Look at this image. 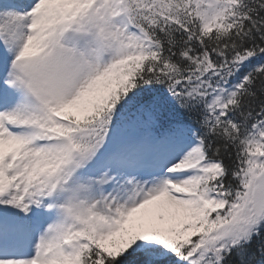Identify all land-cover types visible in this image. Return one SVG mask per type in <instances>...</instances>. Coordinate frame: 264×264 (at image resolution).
I'll use <instances>...</instances> for the list:
<instances>
[{
  "label": "snow or ice",
  "instance_id": "1",
  "mask_svg": "<svg viewBox=\"0 0 264 264\" xmlns=\"http://www.w3.org/2000/svg\"><path fill=\"white\" fill-rule=\"evenodd\" d=\"M0 264H264V0H0Z\"/></svg>",
  "mask_w": 264,
  "mask_h": 264
}]
</instances>
